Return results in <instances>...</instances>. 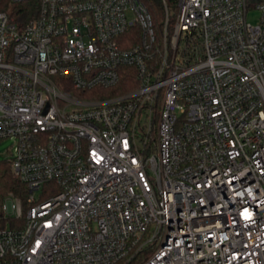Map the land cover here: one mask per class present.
I'll use <instances>...</instances> for the list:
<instances>
[{"label": "built area", "instance_id": "built-area-1", "mask_svg": "<svg viewBox=\"0 0 264 264\" xmlns=\"http://www.w3.org/2000/svg\"><path fill=\"white\" fill-rule=\"evenodd\" d=\"M151 1L0 12V264H264V0Z\"/></svg>", "mask_w": 264, "mask_h": 264}, {"label": "trees", "instance_id": "trees-1", "mask_svg": "<svg viewBox=\"0 0 264 264\" xmlns=\"http://www.w3.org/2000/svg\"><path fill=\"white\" fill-rule=\"evenodd\" d=\"M151 8V12L155 15L156 19L159 20L162 17V8L159 0H152L149 3ZM11 4L9 0H0V12L5 11L9 12L11 10ZM21 11H19L20 13ZM24 12V11H23ZM29 13L26 12L22 17L27 19ZM29 18V17H28ZM128 84L125 83L123 87H119L116 89L104 90L100 93L111 97L115 95L122 94L126 92V86ZM94 94V93H93ZM96 94V93H95ZM13 196L16 199H19L22 203L24 211L28 208V197L29 191L25 184H23L20 179L16 176L13 171L11 160L9 161H0V230L2 229H18L22 228L25 222V218L22 217L20 219L6 217L4 212V205L7 199ZM9 226V228H7Z\"/></svg>", "mask_w": 264, "mask_h": 264}, {"label": "rangeland", "instance_id": "rangeland-1", "mask_svg": "<svg viewBox=\"0 0 264 264\" xmlns=\"http://www.w3.org/2000/svg\"><path fill=\"white\" fill-rule=\"evenodd\" d=\"M260 18V12L258 11H250L248 14V20L252 24H257L259 22ZM14 145L15 141L6 139L3 141H0V161H9L12 159V156L14 154ZM36 199H39L40 193H36L35 195ZM15 214H10V217L15 218ZM9 228V226H7Z\"/></svg>", "mask_w": 264, "mask_h": 264}]
</instances>
